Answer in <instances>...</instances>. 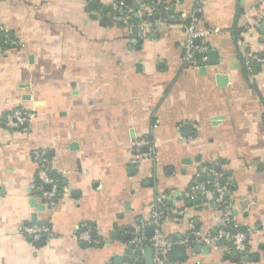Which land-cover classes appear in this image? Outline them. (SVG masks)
<instances>
[{
  "label": "crops",
  "instance_id": "1",
  "mask_svg": "<svg viewBox=\"0 0 264 264\" xmlns=\"http://www.w3.org/2000/svg\"><path fill=\"white\" fill-rule=\"evenodd\" d=\"M117 1L0 0V34L12 36L0 56V264H133L134 229L156 197L189 192L207 165L231 192L235 225L249 231L250 260L232 259L224 243L195 244L196 232L217 231L215 204L198 194L167 203L163 233L192 243L167 264H264V0H164L173 15L152 23L154 6L129 0L141 20L133 32L150 24L145 39L114 21ZM190 24L217 30L195 41L208 47L196 68L182 61ZM17 108L31 116L26 134L4 124ZM144 136L157 158L139 168L132 143ZM39 149L62 191L52 211L37 190ZM83 223L89 243L77 238ZM21 226L54 235L38 247Z\"/></svg>",
  "mask_w": 264,
  "mask_h": 264
},
{
  "label": "built area",
  "instance_id": "2",
  "mask_svg": "<svg viewBox=\"0 0 264 264\" xmlns=\"http://www.w3.org/2000/svg\"><path fill=\"white\" fill-rule=\"evenodd\" d=\"M139 1V0H138ZM144 2V0H140ZM164 0H155L150 3L151 6L163 5ZM166 11L170 10V7H165ZM113 11L115 12L114 21L120 22L124 25L125 30L130 35L139 39H145L148 37L151 29L147 22L142 23L137 27V32H133L132 20L133 13L129 9V6L124 0H118L113 4ZM147 16V15H142ZM252 28L259 27L257 23L250 24ZM249 26V27H250ZM186 40L183 44L184 54L182 61L187 68H196V60L198 54L206 53L208 47L204 44L198 46L195 44L197 39H201L202 42H206L207 38L217 30L199 29L195 24L186 26ZM12 42L11 32L7 29H3L2 37L0 36V56L6 52ZM252 60L261 62V59L257 56L251 58ZM245 68L251 70L250 62L247 60ZM30 115L23 109H11L4 116V124L6 128L11 132H20L26 134L28 124L30 121ZM159 122L154 125L156 128ZM133 153L132 162L139 168L143 167L145 162L154 161L157 158V144L151 136H144L138 138L132 143ZM33 162L37 166L38 186L40 197L43 201V205L46 211H52L61 195V187L57 179L53 176L51 170V160L48 154L43 150H34L32 153ZM209 180H202V174H197V177L201 179L200 182L193 187L187 193L175 195L173 198H169L165 195H159L150 207V219L143 221L139 226H136L133 232V240L131 241L134 251L136 253L134 262L137 264H146L144 251L147 247H150L153 252V264H167V257L170 255L172 248L176 245L185 247L190 246L192 243L189 239L175 240L168 238L162 231L164 222L169 217V209L167 203H177L178 198L188 197L191 201L196 200L198 192L201 191L205 196V200H210L215 204V217L214 224L217 229L216 233L211 230H202L196 232L195 244L201 245L205 248H211L217 246L219 242L230 245V250L234 254H238L241 259L250 253L249 231L246 229H238L235 225V205L231 197V192L228 186L222 182V174L215 171L214 168H205ZM234 223V226H232ZM148 228H153L154 233L151 236L146 234ZM20 233L23 236H28L32 239V242L36 245L43 238L53 237L52 229L50 226H21L19 228ZM92 229L87 223H83L78 231L77 238L83 242H91ZM96 245L102 244L100 240H97ZM130 264V263H123Z\"/></svg>",
  "mask_w": 264,
  "mask_h": 264
},
{
  "label": "water",
  "instance_id": "3",
  "mask_svg": "<svg viewBox=\"0 0 264 264\" xmlns=\"http://www.w3.org/2000/svg\"><path fill=\"white\" fill-rule=\"evenodd\" d=\"M128 2H129V0H126V1H125L126 4H128ZM138 8H139V6L136 5V10H138ZM134 31H135V33L137 32L136 30H134ZM208 56H209V57L211 56V58H213V57L216 56V59H211V60H210V62H209L210 65L218 64L217 53H216L215 51H209V52H208ZM198 64L201 65V61H199ZM185 129L187 130V132L190 131L189 126H186ZM198 194H199V196H203V199L205 200V198H204L205 196L202 194L201 191H199ZM43 210H44L43 207H39V211H43ZM235 214H236V213H235ZM32 220H33V222H36V220H37V216H36V214H34V215L32 216ZM232 226H234V223H232ZM116 227H117V226H115V228H116ZM153 233H154V229H153V228H148V229H147V235H148V236L153 235ZM113 235H114V234H113ZM93 237H96V235L94 234ZM191 238H192V240H193V237H191ZM222 245H223L222 242H219V243L217 244V246H222ZM199 247H200V249H202V246H199ZM170 254H172L173 257H174L175 259H183L184 256H185V248H184L183 246L176 245V246H174V247L172 248ZM144 257H145V262H146V264H153V252H152V249H151L150 247H147V248L145 249V251H144ZM232 259H234V260H244L245 262H247V261L250 260V256H249V254H247L246 256H244V257L241 259V257H240L238 254H233ZM132 260H133V259H132Z\"/></svg>",
  "mask_w": 264,
  "mask_h": 264
},
{
  "label": "trees",
  "instance_id": "4",
  "mask_svg": "<svg viewBox=\"0 0 264 264\" xmlns=\"http://www.w3.org/2000/svg\"><path fill=\"white\" fill-rule=\"evenodd\" d=\"M152 2H155V0H144V2L143 3H145V4H147V5H150V3H152ZM128 4H129V2H128ZM127 4V5H128ZM165 7H166V4L164 3L163 5H154V8H155V15L154 16H152V17H148L147 19H146V21L148 20L149 22H151L152 23V21H155L156 19H157V17H159L160 19H167V20H169L170 19V16L171 15H173V13H172V11L171 10H169V11H166L165 10ZM139 22H141V20L140 19H135V20H132V24L133 25H136L137 23H139ZM124 27V26H123ZM0 36L2 37V34H0ZM207 168H214V170L216 169L215 167H213V166H211V165H207L206 166ZM216 171V170H215ZM202 179H203V181L204 180H209L210 179V177H208L207 175L206 176H203L202 177ZM222 182H223V179H222ZM224 183V182H223ZM238 229H243V228H238ZM46 240H47V238H43L38 244H36V246H38V247H41L44 243H46ZM168 258H169V256L167 257V262H168ZM133 264H137V263H135V262H132Z\"/></svg>",
  "mask_w": 264,
  "mask_h": 264
}]
</instances>
